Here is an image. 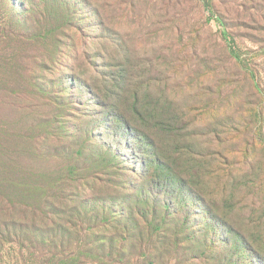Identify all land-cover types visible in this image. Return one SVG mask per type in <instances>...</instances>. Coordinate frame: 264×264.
Masks as SVG:
<instances>
[{"label": "rangeland", "instance_id": "374dc122", "mask_svg": "<svg viewBox=\"0 0 264 264\" xmlns=\"http://www.w3.org/2000/svg\"><path fill=\"white\" fill-rule=\"evenodd\" d=\"M0 220L25 264H264V0H0Z\"/></svg>", "mask_w": 264, "mask_h": 264}, {"label": "trees", "instance_id": "16d2710c", "mask_svg": "<svg viewBox=\"0 0 264 264\" xmlns=\"http://www.w3.org/2000/svg\"><path fill=\"white\" fill-rule=\"evenodd\" d=\"M223 37L229 42L232 55L240 62L241 56L236 48V42L230 39L227 31H223ZM143 138L151 141L150 136L148 138L144 135ZM24 234L20 225L0 220V264H25L22 258L27 254L25 246L28 242L22 241Z\"/></svg>", "mask_w": 264, "mask_h": 264}]
</instances>
